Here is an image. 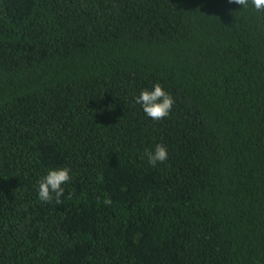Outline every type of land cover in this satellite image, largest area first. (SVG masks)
Wrapping results in <instances>:
<instances>
[{"label":"trees","instance_id":"16d2710c","mask_svg":"<svg viewBox=\"0 0 264 264\" xmlns=\"http://www.w3.org/2000/svg\"><path fill=\"white\" fill-rule=\"evenodd\" d=\"M157 82L174 105L153 121L135 98ZM0 264H264V14L0 0Z\"/></svg>","mask_w":264,"mask_h":264},{"label":"clouds","instance_id":"9594fccd","mask_svg":"<svg viewBox=\"0 0 264 264\" xmlns=\"http://www.w3.org/2000/svg\"><path fill=\"white\" fill-rule=\"evenodd\" d=\"M228 3H235L241 8L247 9L249 5L258 13L264 14V0H228ZM135 103L141 105L144 114L153 121H160L169 116L174 105L173 97L164 90L160 83H155L151 90L145 89L135 98ZM148 164L155 167L158 163L167 161L169 151L166 145L156 144L154 149L145 151ZM71 169L61 167L50 169L45 176L38 181V198L41 202L55 201L61 203L65 194L63 185L72 179ZM110 205L111 200H105Z\"/></svg>","mask_w":264,"mask_h":264}]
</instances>
